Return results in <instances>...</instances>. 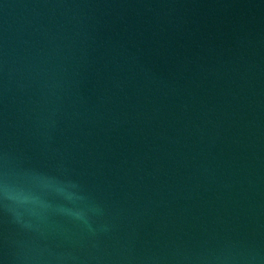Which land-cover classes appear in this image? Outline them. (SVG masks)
I'll use <instances>...</instances> for the list:
<instances>
[{"label": "water", "instance_id": "obj_1", "mask_svg": "<svg viewBox=\"0 0 264 264\" xmlns=\"http://www.w3.org/2000/svg\"><path fill=\"white\" fill-rule=\"evenodd\" d=\"M0 264H264V0H0Z\"/></svg>", "mask_w": 264, "mask_h": 264}]
</instances>
